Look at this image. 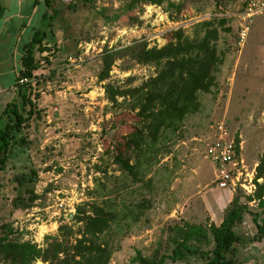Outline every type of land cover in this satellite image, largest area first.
<instances>
[{"label":"rangeland","instance_id":"374dc122","mask_svg":"<svg viewBox=\"0 0 264 264\" xmlns=\"http://www.w3.org/2000/svg\"><path fill=\"white\" fill-rule=\"evenodd\" d=\"M174 1L182 9L167 11L165 4L130 11L131 0H95L92 9L80 3L78 10L64 11L62 20L55 23L50 52L44 55L50 63L42 62L33 81L35 116L15 135L11 159L0 163V226L21 228L39 218L35 222L39 226L58 223L57 231L49 235L56 236L62 224L74 225L70 219L79 205L94 199L101 202L107 196L109 204L128 217L117 229V250L110 264H141L140 255L150 261L172 256L183 230L208 231L222 224L240 191L216 186V168L204 153L216 123L227 120L233 135L244 144L249 170H257L264 154V17L255 18L241 45L234 16L245 0ZM34 3L3 0L7 13L0 21V113L23 102L13 86L25 43L30 42L42 15ZM210 20L227 21L217 44L223 57L217 85L210 94L200 95L201 110L185 121L177 135L162 139L159 148L164 153L147 169L143 181L134 184L115 164L114 148L108 150L105 135L123 141L134 131V114L114 107L106 87H139L156 76V70L123 57L116 60L110 78L101 82L104 54L141 42L162 48L168 35L179 30L194 38L198 24ZM78 52L82 60L72 64ZM31 177L33 182L28 180ZM95 190L103 197L91 196ZM144 203L147 209L137 208ZM249 207L251 213L237 229L243 240L238 259L243 264H264V240L256 239L251 215L259 213L258 205ZM189 245L210 252L214 241L211 236L195 238ZM201 262L199 256L187 254L166 264Z\"/></svg>","mask_w":264,"mask_h":264},{"label":"trees","instance_id":"16d2710c","mask_svg":"<svg viewBox=\"0 0 264 264\" xmlns=\"http://www.w3.org/2000/svg\"><path fill=\"white\" fill-rule=\"evenodd\" d=\"M94 1L35 0L34 6L42 10V15L33 28L30 42L25 43L21 57L22 67L13 86L19 91L23 102L21 106H8L0 113L1 164H6L14 154L15 135L29 126L30 120L35 116L33 81L37 79L36 73L42 68V62L50 63L44 55L50 52L55 23L62 20L65 10L76 11L80 3L92 9ZM165 4L167 11L182 9L181 4L174 0H131L129 10L147 5L163 7ZM5 11L3 0H0V21L4 18ZM226 23V20H210L198 24L194 38L185 35L183 30L172 32L168 35L167 45L162 48H150L146 42H141L115 52H105L104 69L99 76L101 82L110 78L116 60L123 57L129 56L136 64L154 67L156 70V76L139 87H106L108 100L114 107L126 108L134 114V131L123 138V141L109 133L105 134L108 150L114 148L115 164L122 175L131 179L134 184L143 181L147 169L164 153L159 148L162 139L168 135H177L185 121L201 110L200 95L210 94L216 87L217 72L223 64L217 44L221 28ZM76 57H80V52ZM237 143H240L238 139ZM256 173L257 180L263 182H256L255 195L248 197L238 190L240 192L234 197L220 226H211L208 231L203 228L183 230L181 240L175 241L176 248L172 256L163 255L150 261L144 260L140 255L141 264H166L168 260L176 263L187 254L200 257L202 262L196 264H243L238 259V245L243 240L237 229L244 224L246 215L251 213L250 203H257L259 209V213L251 214L256 224V239L264 240V154ZM17 180L22 183L20 178ZM28 180L33 182L32 177ZM95 195L103 197L104 193L95 190L91 196ZM106 197L101 202L94 199L79 205L76 214L70 219L79 228L62 224L58 235L46 237L43 247L27 239V233L19 226L15 228L12 224H2L0 264H110L117 250V229L128 217H122ZM137 208L147 209V206L144 203ZM140 215L142 214L137 215L135 222L139 221ZM208 236L214 241V248L210 252L189 245L195 238L206 239Z\"/></svg>","mask_w":264,"mask_h":264},{"label":"built area","instance_id":"2783aa9c","mask_svg":"<svg viewBox=\"0 0 264 264\" xmlns=\"http://www.w3.org/2000/svg\"><path fill=\"white\" fill-rule=\"evenodd\" d=\"M238 21L240 44L245 45L254 20L264 17V0H245L239 14L234 16ZM82 56L71 59L72 64L81 62ZM242 143H237L227 120L217 122L213 128V136L204 153L206 161L216 168L215 184L222 190L237 192L241 190L248 197L257 191L256 169L250 171L242 157ZM63 208V205L60 206Z\"/></svg>","mask_w":264,"mask_h":264},{"label":"crops","instance_id":"0c3cea01","mask_svg":"<svg viewBox=\"0 0 264 264\" xmlns=\"http://www.w3.org/2000/svg\"><path fill=\"white\" fill-rule=\"evenodd\" d=\"M6 11H7V9H6ZM6 11H5L4 17H6V13H7ZM240 143H242V142H240ZM243 147H244V144L242 143V148ZM243 151H242V157L246 161V159L244 158V155H243ZM36 221H39V218H37L36 220H30L29 222H31V223L29 224V222H28L29 225L24 224V226H22L21 228L23 231H29L30 230L31 233H29L30 235L29 234L26 235V238L34 241L35 243L39 244L42 247L44 245L45 238L49 235H52L53 233H55L57 231L58 223L55 222V223L51 224L50 226L49 225L39 226L40 224H36L35 223ZM44 229H46V230H44ZM26 233H28V232H26Z\"/></svg>","mask_w":264,"mask_h":264}]
</instances>
